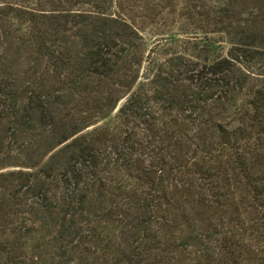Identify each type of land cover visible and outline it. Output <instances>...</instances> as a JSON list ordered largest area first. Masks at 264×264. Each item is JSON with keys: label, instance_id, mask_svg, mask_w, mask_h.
I'll use <instances>...</instances> for the list:
<instances>
[{"label": "trees", "instance_id": "16d2710c", "mask_svg": "<svg viewBox=\"0 0 264 264\" xmlns=\"http://www.w3.org/2000/svg\"><path fill=\"white\" fill-rule=\"evenodd\" d=\"M22 1L0 0V157L28 161L0 172V264H39L46 239L53 264H264V0H186L196 30L148 53L109 10L158 23L162 2ZM199 31L229 49L188 53ZM168 41L186 47L161 60ZM115 85V125L57 130L55 102L106 94L113 111Z\"/></svg>", "mask_w": 264, "mask_h": 264}, {"label": "rangeland", "instance_id": "374dc122", "mask_svg": "<svg viewBox=\"0 0 264 264\" xmlns=\"http://www.w3.org/2000/svg\"><path fill=\"white\" fill-rule=\"evenodd\" d=\"M7 1H14L19 3L23 2L22 0ZM161 2L163 3L162 6L164 7V12L163 19L158 20V23H149L150 21L147 18L140 17V13L135 8L126 11L124 13V16L119 12V8L116 7V3L114 7L109 10L110 13H117L118 15L125 17L130 23L139 27L143 36V41L141 42V50L145 53H148L152 47H155V41L161 38V36H157L159 33L173 32L181 34L182 38H184L183 36H185V34L183 32L185 29L189 31L196 30L194 29V25L196 23H194L193 25L181 24L182 22H191L189 18L187 19V15H185L186 18L184 17V15H182V13L185 14V12L190 9L189 5L186 3V0H154L152 6L150 7H154V4ZM192 16L194 20H197V16L194 13ZM157 27L161 29L157 30ZM198 35L200 36L199 39H192L193 41H191V43L189 44L190 49H188L187 52L200 56V58H204L207 54L205 52H200L199 50V47L203 42H207L208 45L211 46V49L208 52V58L210 60L215 59L217 56L224 52L226 53V51L230 47L229 38H227L225 34H206L202 31H199ZM215 44L218 45L214 47ZM161 45L162 46L158 48V56L161 60H165L171 53L178 50H183L186 47L183 42L174 43L172 41H168L166 43L164 42ZM147 67L148 65L145 63L144 68ZM142 82L143 79L140 83L134 85L133 89H139L142 85ZM55 86H58V84L54 81L51 85V88ZM113 89L114 98L112 102L118 103L117 107L113 111L108 105L109 101L106 100V94L81 92L74 94L73 97H70L72 101H68V103L66 104L61 101L55 102V104L52 105L51 109L53 115L56 116V121L58 122L57 130L60 132L62 130L63 124L69 129H72L73 126H78V128L82 129L86 125H88L87 129H89V132L101 129L103 130L107 127V125H115L117 121L118 108L126 101L129 95V88L115 85L113 86ZM4 125L6 124L3 123L1 126ZM122 128H124V126ZM86 130L82 131L81 133H84ZM35 134L37 133H34V135ZM31 136L32 135H30L28 138H30ZM95 145L98 149L105 150L106 147H110V145H112V141H106L105 143L96 141ZM40 157L41 155L36 156L35 160H39ZM26 162L28 161L25 154L17 155V152L4 154L0 157V172H10L13 170L26 169L24 167ZM36 243L37 242H35V240H32L31 246H34ZM55 248L56 245L48 242V239H46L43 241V244L40 248H32L30 255L32 257L34 253L40 255L41 257L37 258L39 264H53L52 257L54 255ZM69 256L73 258V264H82V261L85 259L84 257L86 256V254L84 252L72 250ZM88 256L90 258H95L93 255Z\"/></svg>", "mask_w": 264, "mask_h": 264}, {"label": "water", "instance_id": "95a60500", "mask_svg": "<svg viewBox=\"0 0 264 264\" xmlns=\"http://www.w3.org/2000/svg\"><path fill=\"white\" fill-rule=\"evenodd\" d=\"M208 45V43L207 42H205V46H207Z\"/></svg>", "mask_w": 264, "mask_h": 264}]
</instances>
